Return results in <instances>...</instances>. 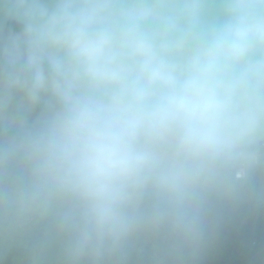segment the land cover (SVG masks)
I'll list each match as a JSON object with an SVG mask.
<instances>
[{
  "label": "clouds",
  "instance_id": "obj_1",
  "mask_svg": "<svg viewBox=\"0 0 264 264\" xmlns=\"http://www.w3.org/2000/svg\"><path fill=\"white\" fill-rule=\"evenodd\" d=\"M262 171L264 0H0V252L49 222L61 264L194 259Z\"/></svg>",
  "mask_w": 264,
  "mask_h": 264
},
{
  "label": "trees",
  "instance_id": "obj_2",
  "mask_svg": "<svg viewBox=\"0 0 264 264\" xmlns=\"http://www.w3.org/2000/svg\"><path fill=\"white\" fill-rule=\"evenodd\" d=\"M264 171L256 176L259 191ZM55 229L46 222L25 248L14 249L0 264H14L21 257L29 264V249L39 246ZM170 235L141 232L129 242L128 255L119 264H264V203L233 204L224 199L213 202L206 216V244L196 258L172 253Z\"/></svg>",
  "mask_w": 264,
  "mask_h": 264
},
{
  "label": "rangeland",
  "instance_id": "obj_3",
  "mask_svg": "<svg viewBox=\"0 0 264 264\" xmlns=\"http://www.w3.org/2000/svg\"><path fill=\"white\" fill-rule=\"evenodd\" d=\"M264 188V178L261 183L260 189ZM259 189V190H260ZM264 203V202H263ZM46 222H42L39 225L35 226L24 238L17 240L15 242H10L5 246L2 252H0V260L6 259L7 256L14 250L19 248H25L28 246L29 241L36 234L38 227ZM43 246L47 253L46 264H61L60 251L62 246V237L56 234L55 229L50 230L46 234V238L39 245ZM14 264H24V260L21 257H15L13 259Z\"/></svg>",
  "mask_w": 264,
  "mask_h": 264
}]
</instances>
